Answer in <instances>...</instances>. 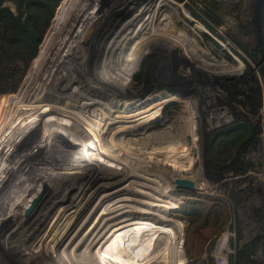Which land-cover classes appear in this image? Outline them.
<instances>
[{
    "label": "rangeland",
    "instance_id": "374dc122",
    "mask_svg": "<svg viewBox=\"0 0 264 264\" xmlns=\"http://www.w3.org/2000/svg\"><path fill=\"white\" fill-rule=\"evenodd\" d=\"M64 1L54 8L25 71L4 78L12 82L20 77L16 90L0 98V115L5 103L8 105L7 124L0 121V169L5 160L13 159L5 174L4 167L0 171L2 181L10 178L0 189V264H100L105 251L125 248L121 240L126 218L145 198L152 201L151 212L145 214L149 222H141L135 229L130 247H136L132 239L140 238L143 228L148 230L142 236L151 232L145 238H153L160 253L168 254L176 246L171 259L149 264L166 260L171 264H217L216 258L218 264H225L223 255L229 256V264H263L264 252L257 256L254 239L261 216L256 206L264 202V179L262 171L256 170L262 141L257 137L240 146L234 138L243 130L240 127L239 131L226 130L228 125L208 130L202 107L205 89L216 86H237L249 93L258 87L259 108L262 106L264 0H169L165 8L155 5V11L150 0H132L136 3L126 7L133 16L137 12L134 22L120 33L123 36L114 38L110 33L103 47L94 49L97 54L79 69L80 91L73 97L77 100L72 98L69 105L54 104L50 115L42 113L46 117L32 115L36 103L45 98L42 87L48 83L45 79L51 67L47 61L65 47L68 31L75 29L85 11L77 4L76 10L64 16L65 22L75 11L70 23L66 19L59 26L56 17ZM19 2L3 0L0 8L18 15L24 12V7L18 8ZM148 10L152 12L150 23L135 33L136 23L148 18ZM166 15L174 32L166 30L161 37L157 23ZM118 24L111 32L120 28ZM126 32L130 35L124 36ZM47 39L49 54L39 70L35 61ZM186 45L190 49L185 53ZM134 61L139 66L131 70ZM17 64L21 66V62ZM1 70L14 74L17 69L0 64ZM131 71L133 75L127 76ZM86 95L95 97L91 102L97 105L77 107L78 99ZM243 99L231 103L234 111L228 106L232 113L229 126L237 115L260 132V109L257 115L249 107L242 112L247 107L241 103ZM144 153H152L149 166L129 171L132 161ZM84 159L87 161L82 163ZM38 167L40 172L28 189L30 195L18 196L22 189L18 184L27 183L26 175ZM39 190L59 191L45 200L47 195L41 198ZM60 190L64 192L60 194ZM24 197L31 204L28 208L20 205ZM157 214L161 218L157 226L164 229L156 234L151 231V220Z\"/></svg>",
    "mask_w": 264,
    "mask_h": 264
},
{
    "label": "bare ground",
    "instance_id": "6f19581e",
    "mask_svg": "<svg viewBox=\"0 0 264 264\" xmlns=\"http://www.w3.org/2000/svg\"><path fill=\"white\" fill-rule=\"evenodd\" d=\"M137 1V0H136ZM139 1V0H138ZM168 2L169 0H150V7H153L151 9H154L155 5H158L159 7L161 8H165L167 5H168ZM71 3V4H70ZM134 3L136 2H127V0H65L63 2V4L61 5V9L59 10L58 14H57V17H56V22L57 24L60 26L61 22L62 23H65L66 22V19L68 21L69 19V23H70V19H71V16H73V11L71 16L68 14L67 16H70L68 18L65 19V22H64V16L69 13V11L73 8H75L76 10V5L79 4L81 6H83L84 8V13H82V16L79 17L77 20H76V27L75 29H73L72 27V30H70V32L68 31V36L69 39L67 40L66 44H65V47L58 49L57 50V53L55 54L56 58L53 60L51 59L52 61H47V64H51V67L48 69V78L45 79L46 80V83H44V88L42 87V90L45 92V98L43 99V101H40L38 102V104L36 103V105L34 106V111L35 113L31 112V114H37V115H42V113L44 112V114L46 115L47 114V111L49 112L48 115L51 114V110L52 108H54V106L58 103L61 104V105H65V104H70L72 102L73 99H76L77 98H73L76 94V92H78V83L79 81L81 82V78H77L76 76L80 75L79 73V69L81 71V68L88 62V58H91L94 56V53L96 50V46L100 45V47H103L104 45V39L108 40L107 39V36L111 33L112 35H114V38H116L115 36L117 34H120L122 31V33H124V30L125 28L127 29V25L128 23L130 22V24H132V22H134V16L136 18L137 16V12L134 10V16H133V13H131L130 11H128L129 9L126 7L127 5L126 4H129L130 6H132ZM166 3V4H165ZM72 7L70 8H67V6H70ZM138 4V3H137ZM135 7V6H134ZM132 7V8H134ZM139 7V6H138ZM157 7V6H156ZM126 8V9H125ZM131 9V8H130ZM141 9V8H140ZM157 9V8H156ZM169 9V8H168ZM171 9V8H170ZM133 11V10H132ZM139 11V9H138ZM79 13V12H78ZM176 14V13H175ZM152 12L151 10L149 11L148 10V18L143 22V23H139L137 22L136 23V30H134L135 33H138L142 30H145V26L147 25V23L149 22V19H152ZM76 16V15H75ZM151 16V17H150ZM156 17V15H154ZM158 17V16H157ZM156 17V18H157ZM77 18V17H76ZM131 19V20H130ZM155 19V18H154ZM161 19V18H160ZM119 22L118 26H120V28H116L118 30L114 31V32H111V27H113L114 25H116L117 23ZM150 23V22H149ZM153 23V22H152ZM156 23V22H155ZM154 23V25H155ZM173 22H171L170 20V17L169 15H166L165 17H162V19L160 20V22L157 23V25L159 26L160 29V35H165L166 33V30H170L171 32L173 31L174 32V26L172 25ZM63 25V24H62ZM71 25V24H70ZM150 25V24H149ZM152 25V24H151ZM131 26V25H130ZM129 26V27H130ZM135 27V23L133 25ZM148 26V25H147ZM103 27H105L103 29ZM128 27V28H129ZM132 27V26H131ZM155 27V26H154ZM70 29V26L68 27ZM158 28V27H156ZM103 29V30H102ZM134 29V28H133ZM152 29V28H151ZM130 30V29H129ZM147 30V29H146ZM156 30V29H155ZM74 31V32H73ZM128 31V30H127ZM154 31V30H153ZM71 32L72 35H71ZM129 32V31H128ZM131 32V31H130ZM133 32V31H132ZM131 32V34H132ZM152 32V31H151ZM127 33V32H126ZM124 36H127L129 33H127ZM180 34V33H179ZM122 35V34H120ZM130 35V34H129ZM182 35V34H180ZM111 36V35H109ZM123 36V35H122ZM158 36V34H157ZM119 37V35H118ZM162 37V36H161ZM186 37V36H185ZM114 38H109L113 41ZM123 38V37H122ZM121 38V39H122ZM127 38V37H125ZM149 37H147L148 39ZM156 38V37H154ZM184 38V37H182ZM145 39V40H147ZM153 39V38H152ZM186 39V38H184ZM144 40V41H145ZM151 40V39H150ZM64 41V40H63ZM118 41H121V40H118ZM192 41V40H191ZM151 42V41H150ZM184 42V40L182 41ZM187 42V41H186ZM50 43V41L48 42V39L46 41V44L45 46H43L41 48V51H40V54H39V58L35 61V67H40V65L42 66L43 65V62H45V59L47 58V55L49 54V52L47 53L46 52V47H47V44ZM106 43V42H105ZM112 43V42H111ZM114 43V42H113ZM121 43V42H120ZM123 43V42H122ZM166 43V42H165ZM171 43V42H170ZM64 45V43H62ZM116 44V43H115ZM113 44V45H115ZM149 44V43H148ZM168 44V42H167ZM181 44V43H180ZM107 45V44H106ZM105 45V47H106ZM62 46V45H61ZM148 46V45H147ZM49 47L50 44H49ZM48 47V48H49ZM117 47V45H116ZM122 46L120 45L119 47L117 48H121ZM182 47V46H181ZM189 47V46H188ZM187 45L184 47V51L185 53L188 51V48ZM194 47V46H193ZM57 48V47H56ZM116 48V49H117ZM115 49V48H114ZM118 50V49H117ZM111 51V50H110ZM191 51V50H190ZM189 52V51H188ZM192 52V51H191ZM129 53V52H128ZM193 53V52H192ZM74 54H76L77 56H75ZM97 54V52L95 53ZM127 54V53H125ZM79 55V56H78ZM127 56H130V54H128ZM133 57V55H132ZM49 60V59H48ZM93 60V59H92ZM91 60V62H92ZM109 60V59H108ZM197 60V59H196ZM203 62V61H202ZM139 63V62H138ZM138 63L136 61L132 62V66H131V70H136L138 69ZM95 65V64H94ZM49 66V65H48ZM105 66V65H104ZM34 67V68H35ZM38 67V69L40 70V68ZM36 69V68H35ZM37 69V70H38ZM83 69V68H82ZM38 70V71H39ZM129 70V69H128ZM79 72V73H78ZM129 74V72H128ZM127 76L131 77V75H133V71H131V73ZM36 75V74H35ZM95 75V74H94ZM81 76V75H80ZM126 76V75H125ZM47 77V76H46ZM76 77V78H74ZM88 80V79H87ZM37 82V81H36ZM96 84V83H95ZM40 85V84H39ZM42 85V84H41ZM43 86V85H42ZM95 86V85H94ZM41 89V88H40ZM46 90V91H45ZM77 90V91H76ZM39 91V90H38ZM42 91V92H43ZM80 91V90H79ZM40 92V93H42ZM80 93V92H79ZM92 93V92H91ZM38 94V93H37ZM94 94V92H93ZM39 95V94H38ZM42 96V95H41ZM38 99H40V97ZM37 97V96H36ZM86 98L84 100V98ZM80 97L78 100L81 102H75L77 103V107L79 106H82V107H86L85 105H87L86 103H89L90 105H97V103L93 104L91 101H93L95 99L90 97V96H82ZM73 98V99H72ZM30 103V102H29ZM55 104V105H54ZM68 104V105H69ZM67 105V107H68ZM90 105H87V106H90ZM53 106V107H51ZM56 107V106H55ZM59 107V106H57ZM65 107V106H64ZM30 108V107H29ZM50 110V111H49ZM70 110V109H69ZM80 110V109H79ZM73 111V110H72ZM78 111V109H77ZM46 112V113H45ZM96 112V111H95ZM69 113V112H68ZM45 115H42V116H45ZM47 115V117H49ZM46 117V116H45ZM36 118V117H35ZM126 118V117H125ZM56 119V118H55ZM44 120V119H43ZM52 120V119H51ZM64 120V119H63ZM46 121V119H45ZM80 125V124H79ZM145 126V125H144ZM62 127V126H61ZM140 128V127H139ZM142 128V127H141ZM32 128H29L27 132L31 131ZM143 129V128H142ZM147 136V135H146ZM71 137V136H70ZM73 137V136H72ZM74 139V138H73ZM25 141V140H24ZM66 141V140H65ZM15 146V145H14ZM34 148V147H33ZM28 150V149H27ZM82 153V152H81ZM13 154V153H12ZM34 154V153H33ZM143 154V153H142ZM151 154L152 153H144V155H140L138 157L135 158L134 161V166L132 168H130L129 171H136V170H139L140 168H145V167H148L149 164L151 163ZM11 154H9L8 158L10 157ZM92 155V154H91ZM153 156V155H152ZM12 157V156H11ZM15 157V156H14ZM13 157V158H14ZM25 157V156H24ZM7 159V158H6ZM11 159V158H10ZM25 159V158H24ZM23 159V160H24ZM29 159V158H28ZM48 159V158H47ZM8 160H5L3 162V164L1 165V167L3 166L4 167V172L3 174H5V170L10 167V163L11 161H13V159H11L10 161ZM87 160H82V163L85 162ZM16 163V162H15ZM20 163V162H19ZM26 163V162H25ZM28 163V162H27ZM33 163V161H32ZM13 164V163H12ZM132 164V163H131ZM130 164V165H131ZM16 165V164H15ZM18 165V164H17ZM25 164L21 165L22 167L24 166ZM58 165V164H57ZM12 166V165H11ZM26 166V165H25ZM31 166V165H30ZM2 167V168H3ZM27 167V166H26ZM45 167V166H44ZM2 168L0 169V171L2 170ZM17 168V167H16ZM40 168L41 167H38V169L34 170V171H31L28 175H26V179L27 180V183L25 181V184H18V188H22L20 189V194L21 195H18V196H28V194L30 193L29 192V186L35 182V178L37 176V174H39L40 172ZM59 168V167H58ZM21 168H19V171ZM24 169V168H22ZM10 170V168L8 169ZM7 170V172H9ZM12 170V169H11ZM15 170V169H14ZM13 171V170H12ZM34 172V173H33ZM20 173V172H19ZM23 174L25 173L22 172ZM2 173H0V182L3 180L4 178V175ZM9 174V173H8ZM15 175V174H14ZM13 175V176H14ZM3 176V178H2ZM18 176V175H17ZM2 178V180H1ZM13 177H11L12 179ZM10 180V178H8V176H6V179L4 181H2L0 183V189L2 188V186H4V184L8 183V181ZM18 180V179H17ZM3 183V184H2ZM10 184L11 181L9 182ZM7 185L5 186V189H6ZM17 187V186H16ZM15 188V187H14ZM17 188V189H18ZM49 188V186H48ZM5 189H3L2 191H4ZM9 189V188H8ZM47 189V188H46ZM45 190V189H44ZM48 190V189H47ZM7 192V190H5ZM11 191V190H10ZM18 191V190H17ZM41 191L40 192V196L42 198V196L44 197L45 194L47 195L44 199L46 200V198L49 196V194H53L54 196L56 194H58L57 190L56 192L53 193V190H52V193H45V192H42V190H39ZM50 191V190H49ZM55 191V190H54ZM13 192V191H12ZM19 192V191H18ZM28 192V194H27ZM64 192V191H63ZM61 190H60V194L63 193ZM72 192V191H71ZM44 193V194H42ZM66 193V191H65ZM2 193H0L1 195ZM15 194V193H14ZM19 194V193H18ZM68 194V193H67ZM4 195V194H3ZM17 195V193H16ZM30 195V194H29ZM5 196V195H4ZM26 196V197H27ZM33 196V195H32ZM51 196V195H50ZM61 196V195H60ZM15 197V196H14ZM26 197H24L23 199V202H21V206L22 204H26V208H28L29 203H26L25 200H26ZM56 197V196H55ZM62 197V196H61ZM16 198V197H15ZM20 197H18V200L16 199V202L17 201H20L19 199ZM49 198V197H48ZM51 198V197H50ZM53 198V196H52ZM35 199V197H34ZM60 199V198H59ZM144 199V198H143ZM1 200V198H0ZM15 200V199H14ZM55 200V199H53ZM2 201V200H1ZM5 201V200H4ZM29 201H31V199H29ZM58 201V197H57V200ZM55 201V202H56ZM54 202V201H53ZM140 202V201H139ZM11 203V202H8V204ZM31 203H34L33 199H32V202ZM46 203V202H45ZM44 203V204H45ZM57 203V202H56ZM54 203V204H56ZM152 204V201L151 199L150 200H146V198L139 204H136L134 205V209L130 212H132V214H130L126 219L127 220V226L126 228L124 229V240H121V243H124V246L125 248L121 251V252H118L115 247L113 248H110V250L108 251H105V253L102 255V259L104 257H109L110 260L107 259V261L105 260H102L101 259V262L100 264H149V263H154L155 261H159V260H163L162 258L166 259V258H169L171 259L172 256H173V251L175 249V245L173 246V248L170 249V251L168 252V254H165L164 255V252L163 253H160L161 249H158L155 245H153V238H145L147 235H150V233L146 232L144 236L143 233L145 232V230L148 228H143V233H142V237L140 236V238H136V239H132V242H134L136 244V247H130L131 246V241L130 239L132 238L133 236V233L135 231V229L140 225L141 222H144L146 225L147 223L149 222L148 220H146V216L145 214L147 212H151L150 210V207ZM1 205V204H0ZM19 205V202L18 204ZM31 205V204H30ZM4 206V205H3ZM16 206V205H15ZM14 206V207H15ZM17 207V206H16ZM19 207V206H18ZM41 207V206H40ZM21 208H17L15 209L16 211ZM25 209V208H24ZM34 209V208H33ZM14 211V209L12 210ZM19 211V210H18ZM32 212V211H31ZM15 213V212H14ZM20 214V212H19ZM5 215V214H4ZM147 215V214H146ZM14 216V214H13ZM19 216V215H17ZM28 218V217H27ZM7 219V217H6ZM29 219V218H28ZM33 219V218H32ZM1 220V219H0ZM5 220V219H4ZM161 220L160 218V214L157 216H155L151 221L153 222V228L151 230L152 232H155L156 234L157 233H162L163 232V229L161 227H158L157 224H158V221ZM8 221V220H6ZM32 221V220H31ZM2 222V221H1ZM5 222V221H3ZM6 223V222H5ZM14 223V222H13ZM2 224V223H1ZM159 224H160V221H159ZM5 225V224H4ZM3 225V227H4ZM149 226V225H148ZM161 226V225H160ZM172 226V225H171ZM146 227V226H145ZM150 227V226H149ZM151 228V227H150ZM16 232V231H15ZM169 233V231H168ZM171 233V232H170ZM1 234V233H0ZM154 234V233H153ZM173 234V233H172ZM159 236V235H158ZM162 236V235H161ZM174 236V235H173ZM172 236V237H173ZM156 239V238H155ZM166 239V238H165ZM162 240V239H161ZM166 242V240H165ZM157 243V242H156ZM130 244V245H128ZM161 244V243H159ZM168 244V243H167ZM117 246V245H116ZM127 246V247H126ZM163 245H161L162 247ZM160 247V246H159ZM160 247V248H161ZM135 248V249H134ZM169 248V246H168ZM136 249H139V251H134ZM3 250V249H2ZM116 250V251H115ZM134 252V253H133ZM1 253V252H0ZM163 255V256H162ZM106 259V258H105ZM170 260H166L164 261L165 263L164 264H171L169 262ZM159 264V263H158ZM161 264V263H160Z\"/></svg>",
    "mask_w": 264,
    "mask_h": 264
},
{
    "label": "trees",
    "instance_id": "16d2710c",
    "mask_svg": "<svg viewBox=\"0 0 264 264\" xmlns=\"http://www.w3.org/2000/svg\"><path fill=\"white\" fill-rule=\"evenodd\" d=\"M2 1L0 0V3ZM59 2L60 0H20L18 8L24 7V12L18 15H14L5 8H0V64L14 65V68L17 69L14 74H8L6 70L0 71V98L16 90L20 77L12 82H7L8 79L4 80V78H8V76L16 77L25 71L24 69L34 56L45 26L50 21L54 8ZM17 62H21V66ZM224 88L227 92L226 103L231 110L234 109L231 103L239 101L237 97L241 95L244 98L241 102L243 106L249 107L250 112L257 115L260 105V90L258 87L250 90L251 94L249 91L242 90L237 86ZM7 106L5 103L0 115V121L2 120L6 124ZM239 127L243 130L239 131ZM225 129L239 131L234 136L235 141L239 140V145L241 143L243 145L246 141L254 138L256 140L259 134L258 127L255 130L252 125L239 119L237 115L235 122Z\"/></svg>",
    "mask_w": 264,
    "mask_h": 264
},
{
    "label": "built area",
    "instance_id": "2783aa9c",
    "mask_svg": "<svg viewBox=\"0 0 264 264\" xmlns=\"http://www.w3.org/2000/svg\"><path fill=\"white\" fill-rule=\"evenodd\" d=\"M260 85H262L261 81L259 80ZM227 98V92L222 89L221 86H216V89H205V95H204V105L202 107V112L205 118V121L207 122V129L211 130L213 128H219L223 125H229L232 122V113L230 112V109L226 103ZM243 97L240 95L237 97L238 100L242 99ZM241 109V108H240ZM260 109V115L262 122L261 123V130L258 134L259 141H262V145L260 146V150L256 153V170L262 171V178L264 179V99L262 102V106ZM249 108L245 107L244 109H241L242 112L248 111ZM263 152V160L261 158V153ZM260 177V178H261ZM259 178V179H260ZM261 211L260 221L258 224H256L257 227V233L255 238L256 239V245H257V256L260 258L261 255H263L264 252V202L256 206V211ZM250 216H252L250 214ZM257 220V218H256ZM253 235V234H252ZM227 238H229L228 235H226ZM219 240V239H218ZM227 247L229 248V242L227 243ZM224 258V263H228V257L227 255ZM217 264L219 262L218 258L215 259ZM264 264V260H263Z\"/></svg>",
    "mask_w": 264,
    "mask_h": 264
},
{
    "label": "water",
    "instance_id": "95a60500",
    "mask_svg": "<svg viewBox=\"0 0 264 264\" xmlns=\"http://www.w3.org/2000/svg\"><path fill=\"white\" fill-rule=\"evenodd\" d=\"M181 184H183V183L181 182L180 185H181ZM180 185H179V186H180ZM180 187H184V186H180ZM256 239H258V238H255V240H256Z\"/></svg>",
    "mask_w": 264,
    "mask_h": 264
}]
</instances>
